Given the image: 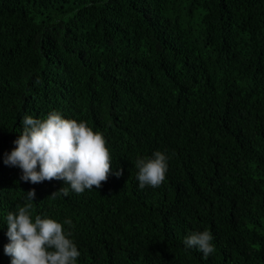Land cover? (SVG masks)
<instances>
[{
  "label": "trees",
  "instance_id": "1",
  "mask_svg": "<svg viewBox=\"0 0 264 264\" xmlns=\"http://www.w3.org/2000/svg\"><path fill=\"white\" fill-rule=\"evenodd\" d=\"M52 111L104 134L99 189L4 163ZM157 150L166 179L141 189ZM31 189L33 220L72 221L77 264H264V0H0V264ZM205 229L207 259L183 243Z\"/></svg>",
  "mask_w": 264,
  "mask_h": 264
},
{
  "label": "clouds",
  "instance_id": "2",
  "mask_svg": "<svg viewBox=\"0 0 264 264\" xmlns=\"http://www.w3.org/2000/svg\"><path fill=\"white\" fill-rule=\"evenodd\" d=\"M39 83V81H37ZM23 128L10 153L5 154L4 163L18 166L21 179L33 184L63 180L70 189L82 194L86 189H99L111 171V154L104 134L94 131L87 121L65 118L59 111L50 112L45 119L25 115ZM169 157L155 151L151 157H138L139 187H160L166 179ZM122 170L117 172L121 175ZM69 187L59 192L69 194ZM35 190L27 192L26 202L17 205L16 212L6 217L7 237L4 254L11 257V264H77L80 252L71 238L70 219L63 224L56 219L36 215L33 220L32 203ZM213 234L205 229L193 232L184 238L186 248H196L204 259L215 251Z\"/></svg>",
  "mask_w": 264,
  "mask_h": 264
}]
</instances>
